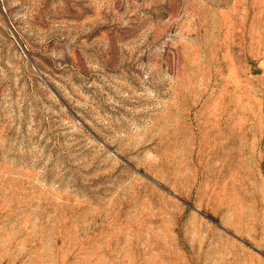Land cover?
Returning a JSON list of instances; mask_svg holds the SVG:
<instances>
[{
	"label": "rangeland",
	"instance_id": "1",
	"mask_svg": "<svg viewBox=\"0 0 264 264\" xmlns=\"http://www.w3.org/2000/svg\"><path fill=\"white\" fill-rule=\"evenodd\" d=\"M0 264H264V0H0Z\"/></svg>",
	"mask_w": 264,
	"mask_h": 264
}]
</instances>
